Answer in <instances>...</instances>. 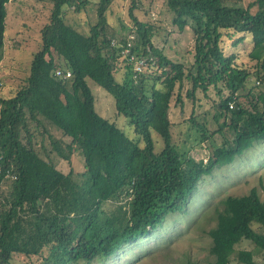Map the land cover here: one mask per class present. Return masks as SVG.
I'll list each match as a JSON object with an SVG mask.
<instances>
[{
  "label": "trees",
  "instance_id": "1",
  "mask_svg": "<svg viewBox=\"0 0 264 264\" xmlns=\"http://www.w3.org/2000/svg\"><path fill=\"white\" fill-rule=\"evenodd\" d=\"M8 1L0 0V60ZM162 1L177 29L189 27L193 33L187 65L155 45L154 28L133 12L137 0H130L133 26L120 39L106 33L111 0L96 2L97 20L87 33L67 23L64 13L71 4L75 12L84 11L89 0H54L24 84L0 97V264H13L14 254L27 257L29 264L31 256L40 257L38 264L103 263L158 230L167 215L184 210L214 168L235 162L264 141V0L245 5L237 0ZM241 34L252 39L253 69L237 65L236 56L226 53L224 41L235 44ZM131 54L144 60L142 69L135 68ZM57 68L71 75L59 77ZM252 77L258 84L253 91L248 87ZM87 79L113 96L117 115L127 118L135 137L96 111ZM185 79L191 99L210 85L219 94L221 87L228 91L210 114L216 129H208L205 117L198 121L193 112L182 121L198 134L192 147L207 140L206 159L196 160L173 142L170 101L176 91L175 103L182 105ZM243 94L247 103L239 101ZM152 130L161 138L158 151ZM217 133L222 137L218 144L212 140ZM45 135L50 148L40 142V154L34 139L42 141ZM75 152L83 158L79 169L72 166ZM50 154L65 160L68 170L57 168ZM111 200L120 203L106 209ZM214 219L207 230L209 264H229L234 255L242 264H264L251 250L235 251L236 244L249 240L264 252V232L253 227L264 228V200L256 187L221 198Z\"/></svg>",
  "mask_w": 264,
  "mask_h": 264
},
{
  "label": "rangeland",
  "instance_id": "2",
  "mask_svg": "<svg viewBox=\"0 0 264 264\" xmlns=\"http://www.w3.org/2000/svg\"><path fill=\"white\" fill-rule=\"evenodd\" d=\"M237 1L238 4L245 5L249 0ZM96 2L98 0H89L85 5V10L80 12H75L74 4L65 5V21L81 33H87L89 25L97 20ZM137 2L138 6L133 9V12L139 20L148 22L154 28L155 45L162 47L171 59L189 64L190 53L193 49L191 29L186 27L183 31H179L171 22V14L162 0H137ZM53 5L54 0H9L6 3L7 13L0 60V78L3 82L0 87V97L11 96L17 88L24 84L32 54L41 45L40 30L49 21ZM129 8L130 0H111L106 10L110 16L109 24L106 26L108 36L115 35L120 39L129 33L133 26L129 17ZM151 13H154V19ZM239 37L242 39L235 44H231L229 40L224 41L226 53H233L236 56L237 65L253 69L255 61L248 56L253 44L252 39L249 34H241ZM58 62L60 67L64 66L62 59ZM148 73L150 72H146ZM119 76L120 72L117 78ZM87 84L94 96L96 111L104 118L115 121L129 136L135 137L127 118L117 115L113 96L91 79H87ZM157 84L160 86L159 83ZM252 85H258L255 77L249 79L248 87L251 91L254 90ZM189 87L190 83L185 79L180 90L183 98L182 105L175 103L176 91L170 101L169 118L172 122V138L175 144L183 145L188 149L190 155L196 160L206 159L209 154L207 140L200 146L192 147L193 140L198 134L190 128L189 122H184V124L182 121L193 112L198 121H202L205 117L208 129H216L217 123L210 117V114L215 108L213 105L219 102L220 97L227 96L228 91L221 87L222 92L219 94L217 87L210 85L205 93L197 90L195 98L191 99L185 94V90ZM244 95L239 97V101L247 103V97ZM224 131L225 135L231 138V132L226 128ZM53 134L59 137L57 131L53 130ZM151 134L155 141V150L158 151L162 147L161 138L153 130ZM44 138L42 141L39 136L34 139L40 154H43L40 142L46 149L50 148L49 139L46 135ZM212 140L218 144L222 137L217 133L213 135ZM139 144H141L140 141ZM50 156L57 168L63 172L68 170L69 164L65 160L54 154ZM79 162H83L82 155L78 152L73 153L72 166L75 169H79ZM252 187L257 188L260 199L264 200V141L250 148L235 162L214 168L208 175H205L199 182L197 190L191 194L185 209L167 215L158 230L147 237L125 245L107 261L101 263L95 260L91 264H209L213 260V255L209 251L210 237L207 230L215 223V204L227 195L245 194ZM119 203V200H111L107 202L105 208H114ZM253 227L257 231L264 232V228L257 223H254ZM240 249L251 250L258 263L264 262V252L257 249L251 241L242 240L236 244L235 251ZM30 259V264H38L41 260L36 256H31ZM27 260H29L27 257L19 254L13 256V264H29ZM229 264L242 263L237 261L234 255Z\"/></svg>",
  "mask_w": 264,
  "mask_h": 264
},
{
  "label": "built area",
  "instance_id": "3",
  "mask_svg": "<svg viewBox=\"0 0 264 264\" xmlns=\"http://www.w3.org/2000/svg\"><path fill=\"white\" fill-rule=\"evenodd\" d=\"M127 44L130 45L129 41H127ZM122 53L125 54V55H126L127 53H129V52H128V48H127V47L124 48L123 51H122ZM130 59L133 61V65L135 66L136 69H138V70L142 69L141 64L144 63V60H142V59H137L136 56H135L134 54H131V55H130ZM55 74H56L57 76H59V77H64V78H65V77H69V76L71 75L69 70H65V71H63V70H61L60 68H57V69L55 70ZM2 84H3V82H2V80H1V78H0V87L2 86ZM0 160H1V155H0ZM0 164H1V162H0Z\"/></svg>",
  "mask_w": 264,
  "mask_h": 264
}]
</instances>
